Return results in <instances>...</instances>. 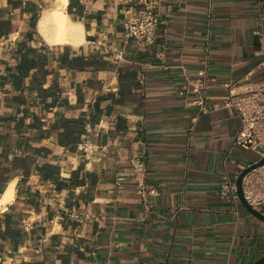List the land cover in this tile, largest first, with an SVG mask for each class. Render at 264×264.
Instances as JSON below:
<instances>
[{"label": "crops", "instance_id": "1", "mask_svg": "<svg viewBox=\"0 0 264 264\" xmlns=\"http://www.w3.org/2000/svg\"><path fill=\"white\" fill-rule=\"evenodd\" d=\"M54 0H0V264H251L264 223L221 194L250 163L225 83L264 80V0H67L77 44L36 30ZM206 61V64L203 61ZM205 80L203 105L189 83ZM84 145L89 153L78 150ZM146 166L145 200L130 159ZM264 215V204L258 207Z\"/></svg>", "mask_w": 264, "mask_h": 264}, {"label": "built area", "instance_id": "2", "mask_svg": "<svg viewBox=\"0 0 264 264\" xmlns=\"http://www.w3.org/2000/svg\"><path fill=\"white\" fill-rule=\"evenodd\" d=\"M155 2L156 0H143V9L126 15L122 21L125 37L133 39L140 46H149L154 42L156 28L160 23ZM256 34L264 42V34L262 32ZM261 54L263 58L259 65L264 64V51ZM203 63L206 64V61L204 60ZM223 86L227 88V96L222 105L232 108L239 120V129L232 139L228 152L238 147L256 154L257 159L248 163L247 167L264 157V80L248 83L241 91H235L232 83H225ZM189 87L198 96L194 103L202 106L205 80L195 79L189 83ZM83 149L86 156L89 152L85 150L84 145L79 144L78 150ZM129 162L136 193L145 200L148 194H153V190L146 189V166L139 157H133ZM241 187L245 201L258 210V207L264 204V164L247 172L242 178ZM220 191L221 194L229 195L232 201L237 200L235 183L227 175L222 178Z\"/></svg>", "mask_w": 264, "mask_h": 264}, {"label": "bare ground", "instance_id": "3", "mask_svg": "<svg viewBox=\"0 0 264 264\" xmlns=\"http://www.w3.org/2000/svg\"><path fill=\"white\" fill-rule=\"evenodd\" d=\"M53 7L43 10L36 21V30L50 45L77 44L82 40L80 23L72 21L66 13L67 0H54ZM12 184L0 199L3 208L12 198Z\"/></svg>", "mask_w": 264, "mask_h": 264}, {"label": "water", "instance_id": "4", "mask_svg": "<svg viewBox=\"0 0 264 264\" xmlns=\"http://www.w3.org/2000/svg\"><path fill=\"white\" fill-rule=\"evenodd\" d=\"M264 164V157L260 158L258 161H256L255 163H251L249 166L245 167L244 169H242L239 174L237 175L234 183H235V193L237 196V199L240 203V205L248 212L250 213L252 216H254L256 219L260 220L261 222L264 223V215L261 214L258 210L252 208L243 198V194H242V187H241V182H242V178L243 176L249 172L250 170L261 166ZM264 263V255H262L261 257H259L258 259H256L253 263L251 264H263Z\"/></svg>", "mask_w": 264, "mask_h": 264}, {"label": "rangeland", "instance_id": "5", "mask_svg": "<svg viewBox=\"0 0 264 264\" xmlns=\"http://www.w3.org/2000/svg\"><path fill=\"white\" fill-rule=\"evenodd\" d=\"M235 148H238V147H234V149ZM239 149V148H238ZM241 150V149H240ZM244 154H245V156H247L249 159H251V160H256L257 159V155L256 154H254L253 152H250V151H245V150H241Z\"/></svg>", "mask_w": 264, "mask_h": 264}]
</instances>
